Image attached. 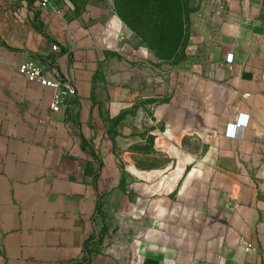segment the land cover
I'll return each instance as SVG.
<instances>
[{
	"label": "crops",
	"instance_id": "0c3cea01",
	"mask_svg": "<svg viewBox=\"0 0 264 264\" xmlns=\"http://www.w3.org/2000/svg\"><path fill=\"white\" fill-rule=\"evenodd\" d=\"M212 1L161 68L110 6L0 0V264H264V0Z\"/></svg>",
	"mask_w": 264,
	"mask_h": 264
},
{
	"label": "rangeland",
	"instance_id": "374dc122",
	"mask_svg": "<svg viewBox=\"0 0 264 264\" xmlns=\"http://www.w3.org/2000/svg\"><path fill=\"white\" fill-rule=\"evenodd\" d=\"M70 1L78 9L86 4L110 6L117 16L121 10L129 22L127 24L119 16L124 25L122 36L127 52L143 51L150 67L161 68L176 65L185 58L195 15L214 3L212 0H154V10H149L152 5L148 8L143 4L144 0H137L133 16L124 0Z\"/></svg>",
	"mask_w": 264,
	"mask_h": 264
},
{
	"label": "built area",
	"instance_id": "2783aa9c",
	"mask_svg": "<svg viewBox=\"0 0 264 264\" xmlns=\"http://www.w3.org/2000/svg\"><path fill=\"white\" fill-rule=\"evenodd\" d=\"M33 2L39 4L40 6H55L65 0H32ZM224 6H220V10H223ZM58 47L53 46V50L57 51ZM228 61H233V55L231 54L228 57ZM18 71L26 76L28 80L33 82H38L43 86L49 87L54 90L53 102L51 104V109L54 112H59L62 108V105L68 98L76 97L77 90L70 77L62 75L52 60L47 61V66H40L33 60L23 63ZM249 96V94H245ZM245 251L251 252L255 248L252 244L243 242Z\"/></svg>",
	"mask_w": 264,
	"mask_h": 264
},
{
	"label": "trees",
	"instance_id": "16d2710c",
	"mask_svg": "<svg viewBox=\"0 0 264 264\" xmlns=\"http://www.w3.org/2000/svg\"><path fill=\"white\" fill-rule=\"evenodd\" d=\"M125 1V3H126V5L129 7V9H130V14L131 15H135V12H133L134 11V9H136L135 8V2L137 1V0H124ZM140 1V0H139ZM143 1V0H142ZM141 3V2H140ZM154 3V0H144L143 1V4H145V5H147V7L149 8V6L150 5H152ZM154 7L155 6H151L150 7V9L149 10H151V9H153L154 10ZM137 11V10H136ZM118 15L127 23V24H129V22H128V20H126L127 19V17H126V14H125V16H124V14H123V12L121 11V10H119L118 11ZM130 26V25H129Z\"/></svg>",
	"mask_w": 264,
	"mask_h": 264
}]
</instances>
